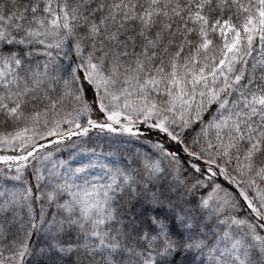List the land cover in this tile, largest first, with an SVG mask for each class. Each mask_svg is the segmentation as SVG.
<instances>
[{
	"label": "snow or ice",
	"instance_id": "6c2138e0",
	"mask_svg": "<svg viewBox=\"0 0 264 264\" xmlns=\"http://www.w3.org/2000/svg\"><path fill=\"white\" fill-rule=\"evenodd\" d=\"M0 264H264V0H0Z\"/></svg>",
	"mask_w": 264,
	"mask_h": 264
},
{
	"label": "rangeland",
	"instance_id": "374dc122",
	"mask_svg": "<svg viewBox=\"0 0 264 264\" xmlns=\"http://www.w3.org/2000/svg\"><path fill=\"white\" fill-rule=\"evenodd\" d=\"M129 147L132 148L133 151H135L136 148H140L141 150H150L149 146L141 144L129 145Z\"/></svg>",
	"mask_w": 264,
	"mask_h": 264
}]
</instances>
